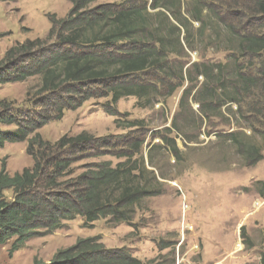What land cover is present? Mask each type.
<instances>
[{
  "label": "trees",
  "instance_id": "16d2710c",
  "mask_svg": "<svg viewBox=\"0 0 264 264\" xmlns=\"http://www.w3.org/2000/svg\"><path fill=\"white\" fill-rule=\"evenodd\" d=\"M69 1L72 7L67 16H50L46 39L17 42L0 60V85L33 76L41 79L31 108L19 111L14 102L0 100V124L15 126L0 129V147L27 141L26 151L33 158L32 166L14 174L8 172L6 159L1 162L0 244L13 239L11 254L28 240L50 234L78 216L88 226L102 218L131 222L137 203L160 193L163 182L146 167L143 155L134 158L133 153L116 164L87 163L75 174L73 165L77 162L110 154L118 147L114 137L84 131L74 136L64 134L51 142L39 132L50 121L62 119L66 110H77L90 97H111L105 109L116 115L121 98L131 95L146 100L158 93L154 83L143 81L159 71L163 79L158 78V82L168 85L171 92L187 82L182 97L193 93L203 111L242 105L244 99L251 98L255 121L261 124L264 119V0H152L149 6L141 0L98 6H93L97 0ZM242 6L241 11L238 8ZM209 13L220 22L233 20L230 23L234 25H225L224 40L220 24L214 38L219 44L216 48L232 44L227 49L232 54L224 61L187 66L189 61L180 58L185 47L195 50L189 25L197 22L205 29ZM245 21H254L256 30L246 32ZM3 36L0 33V38ZM199 76L204 81L197 88ZM172 77L175 84L165 80ZM235 136L231 134L233 139ZM141 144L132 143L138 154ZM241 145L240 151L250 165L263 158L258 146ZM260 183L264 196V183ZM8 190L12 191L10 199ZM261 260L264 264V254ZM33 264L144 263L127 248H109L99 236H92L57 250L48 263L36 259Z\"/></svg>",
  "mask_w": 264,
  "mask_h": 264
},
{
  "label": "rangeland",
  "instance_id": "374dc122",
  "mask_svg": "<svg viewBox=\"0 0 264 264\" xmlns=\"http://www.w3.org/2000/svg\"><path fill=\"white\" fill-rule=\"evenodd\" d=\"M126 1L97 0L93 6L121 5ZM141 1L148 6L152 3V0ZM71 7L69 0H0V33L4 35L0 38V60L17 42L46 39L51 28L50 16L63 18ZM238 9L242 11L243 6ZM222 12L219 10L220 15ZM205 20H208L205 29L197 22L189 25L195 50L185 47L180 58L189 61L187 66L194 62L224 61L232 54L227 50L232 44H222L225 49H219L214 38L220 24L224 40L225 25H234L230 23L233 20L220 22L210 13ZM244 29L254 32L255 22H246ZM171 59L175 58L171 56ZM160 75L156 71L143 81L154 83L159 89L157 94L146 100L131 95L121 98L116 115L105 109L111 97L93 96L77 110H66L62 119L52 120L39 129L51 142L64 134L74 136L84 131L97 137H114L118 147L110 150V154L77 162L73 165L75 174L83 171L87 163L116 164L133 153L134 158L143 155L146 167L163 182L160 193L137 203L131 222L116 223L102 218L88 226L78 216L50 234L28 240L12 254L11 239L0 244V264H33L36 259L48 263L57 250L92 236H99L109 248H127L144 264H263L264 196L260 182L264 183V135L261 134L264 119L261 124L255 121L251 98L244 99L242 105L228 104L203 111L193 93L182 97L187 82L171 92L168 85L158 82L163 79ZM40 80V76H33L23 82L0 85V100L14 102L19 111L29 109ZM165 80L169 84L177 82L173 77ZM203 81L204 77L199 76L197 88ZM14 128L0 124V129ZM232 133L236 138L231 137ZM135 141L142 143L140 154L132 148ZM241 144L258 146L263 158L250 165L240 151ZM26 149L27 141L0 147V168L3 159L10 174L32 166L33 158ZM6 195L10 199L12 191L8 190Z\"/></svg>",
  "mask_w": 264,
  "mask_h": 264
}]
</instances>
